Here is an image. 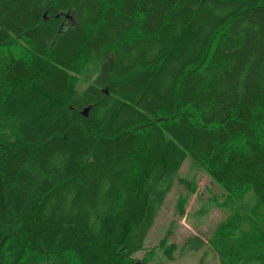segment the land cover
Masks as SVG:
<instances>
[{"label":"trees","instance_id":"obj_1","mask_svg":"<svg viewBox=\"0 0 264 264\" xmlns=\"http://www.w3.org/2000/svg\"><path fill=\"white\" fill-rule=\"evenodd\" d=\"M187 159L220 264H264V0H0V264H153Z\"/></svg>","mask_w":264,"mask_h":264},{"label":"rangeland","instance_id":"obj_2","mask_svg":"<svg viewBox=\"0 0 264 264\" xmlns=\"http://www.w3.org/2000/svg\"><path fill=\"white\" fill-rule=\"evenodd\" d=\"M95 70L96 66L92 63L83 67L77 75L78 88L91 81ZM179 175L190 186L179 182L174 185L159 210L144 248L135 256H146L153 264H220L222 260L212 238L220 223L229 215L226 206L231 197L191 159L183 163ZM194 236L203 240V246L198 250L182 251L178 248L170 259L160 248L162 239H166L167 245L174 242L181 246L185 239ZM68 257L46 260L43 264H67Z\"/></svg>","mask_w":264,"mask_h":264},{"label":"water","instance_id":"obj_3","mask_svg":"<svg viewBox=\"0 0 264 264\" xmlns=\"http://www.w3.org/2000/svg\"><path fill=\"white\" fill-rule=\"evenodd\" d=\"M86 111H87V110L85 109V110H84V113H86Z\"/></svg>","mask_w":264,"mask_h":264}]
</instances>
